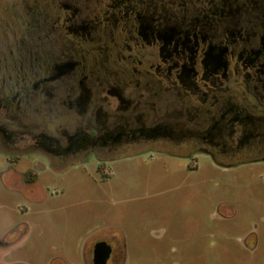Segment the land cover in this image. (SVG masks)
<instances>
[{
  "label": "flooded vegetation",
  "instance_id": "1",
  "mask_svg": "<svg viewBox=\"0 0 264 264\" xmlns=\"http://www.w3.org/2000/svg\"><path fill=\"white\" fill-rule=\"evenodd\" d=\"M0 29L11 164L32 151L99 172L173 141L264 162V0H0ZM40 174L13 172L14 190H40ZM111 248L106 264H124Z\"/></svg>",
  "mask_w": 264,
  "mask_h": 264
},
{
  "label": "rangeland",
  "instance_id": "2",
  "mask_svg": "<svg viewBox=\"0 0 264 264\" xmlns=\"http://www.w3.org/2000/svg\"><path fill=\"white\" fill-rule=\"evenodd\" d=\"M254 155L153 143L98 172L96 161L55 171L32 151L18 164L0 153V264H93L99 242L124 264H264V162ZM28 169L41 189L15 191L23 182L11 174Z\"/></svg>",
  "mask_w": 264,
  "mask_h": 264
},
{
  "label": "water",
  "instance_id": "3",
  "mask_svg": "<svg viewBox=\"0 0 264 264\" xmlns=\"http://www.w3.org/2000/svg\"><path fill=\"white\" fill-rule=\"evenodd\" d=\"M112 248L105 242L97 243L93 248V264H106Z\"/></svg>",
  "mask_w": 264,
  "mask_h": 264
},
{
  "label": "trees",
  "instance_id": "4",
  "mask_svg": "<svg viewBox=\"0 0 264 264\" xmlns=\"http://www.w3.org/2000/svg\"><path fill=\"white\" fill-rule=\"evenodd\" d=\"M26 180H27L28 182H32V179H31L29 176H26Z\"/></svg>",
  "mask_w": 264,
  "mask_h": 264
}]
</instances>
